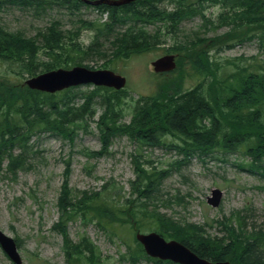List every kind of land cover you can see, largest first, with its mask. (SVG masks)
Returning a JSON list of instances; mask_svg holds the SVG:
<instances>
[{
  "label": "rangeland",
  "instance_id": "1",
  "mask_svg": "<svg viewBox=\"0 0 264 264\" xmlns=\"http://www.w3.org/2000/svg\"><path fill=\"white\" fill-rule=\"evenodd\" d=\"M172 2L164 0L158 5L160 9L172 11L175 8ZM0 5V25L8 32L32 38L38 31L57 22L64 34L63 44L69 46H89L98 33L91 24L97 26V22L105 20V16H100L90 6L72 9L71 4L62 6L55 0L43 6L12 0H6L4 4L0 2ZM204 6V19L200 16L187 18L178 25L176 33L167 34L170 25L166 22L147 26L149 33H160L158 43L146 52L117 58L110 43L112 38L100 36L95 45L97 50L103 51L83 54L85 57L79 65L113 69L126 77L128 97L120 104L124 109L122 122L128 123L131 119L128 106L139 97L155 93L162 83H181L182 89H186L198 82L199 78L193 74L185 54H179L184 58L182 67L166 74H154L149 65L159 56L167 54L166 49L184 43L182 40L185 38L202 40L199 46L207 45L206 49H212V55L228 69L230 62L242 65L255 59L264 64V26L234 27L237 36L228 35L232 25L223 23L221 16L227 14L225 18L229 20L232 11L222 8L219 3H206ZM55 51L60 53L57 48ZM39 57L44 61L48 59L41 51ZM66 57L69 58L67 54L62 55L61 68L73 65L70 60L64 62ZM6 74L14 77L12 70L0 63V79ZM27 79L13 78L22 83ZM93 90L92 86L83 85L55 98L61 99L59 107L67 101L68 105L77 106ZM100 101L99 96L94 97L95 115L92 118L85 117L71 127L72 140L48 131L36 133L29 140L25 166L18 170L15 177L0 175V231L18 243L22 264H70L66 260L64 237L53 228L60 215L57 203L64 186L73 202L79 203L92 194H98L101 199H108L107 202L117 210H122L126 217L124 223L112 220L108 230L101 228L97 219L90 220L81 214H75L66 224L67 238L76 244L82 237H87L98 248L102 264H153L142 258L135 263L129 257L121 260V255L126 252V245L121 241L137 250L138 242L132 240L135 231L157 232L154 229L160 227L158 217L176 225H205L207 234L220 237L227 233L225 225L242 231L235 218L238 212L247 224V232L254 229L253 226L254 230L264 233V162L258 171H250L247 167L241 169L238 165L248 164L251 158L241 152L222 149L184 160L175 150L162 145L139 148L138 143L125 136L113 137L106 153L100 155L102 144L96 126L102 112ZM172 140L168 137L165 142L169 144ZM135 157L140 162L150 161V166L165 172L157 191L148 200L139 201L132 194ZM214 188L223 192L217 208L206 201ZM216 220L222 221L221 225L213 222ZM206 223L212 225L208 227ZM109 234L115 236L110 238ZM262 247L264 251V243ZM0 264H14L1 248Z\"/></svg>",
  "mask_w": 264,
  "mask_h": 264
},
{
  "label": "trees",
  "instance_id": "2",
  "mask_svg": "<svg viewBox=\"0 0 264 264\" xmlns=\"http://www.w3.org/2000/svg\"><path fill=\"white\" fill-rule=\"evenodd\" d=\"M12 1L43 6L51 0ZM55 1L62 6L71 4L72 9L89 6L77 0ZM161 1L164 0H136L119 7L104 4L93 7L100 16H105V20L97 22V26L91 24L98 33L95 40L86 47L83 44L64 45V34L59 30L57 22L38 31L32 38L21 33L8 32L0 25V63L6 64L14 74V77L6 74L0 79V175L15 177L18 170L25 166L28 143L36 133L48 131L72 140L71 127L85 117L92 118L95 115V96L100 97L99 105L102 108L96 123L102 144L100 155L106 153L113 137L125 136L138 143L139 148L162 145L169 150H175L184 160L193 155L205 156L217 149L241 152L251 158L248 164L238 165L241 169L247 167L250 171H258L262 168L264 64L255 59L242 65L230 62L227 64L228 67L231 66L228 69L212 55V49H206L207 45L199 46L202 40L191 41L190 38H185L182 40L184 43L166 49V52L178 55V68L184 62L179 54L187 56L193 74L199 78L198 82L186 89H182L181 83H162L155 93L139 97L134 104L128 106L131 113L128 123L121 121L124 109L120 104L128 97L125 90L95 87L93 92L85 95L80 105H68L67 101L63 107H59L61 99H56V95H67L75 88L48 94L32 90L24 84L23 86L21 81L13 80L32 77L60 67L63 54L69 56L63 59L64 62L70 60L73 65L81 64L82 57H85L83 54L103 51L97 50L95 45L100 36L112 38L110 43L117 58L146 52L158 43L160 33H149L147 26L166 22L171 24L167 34L176 33L183 20L193 16L204 19L206 3H219L222 8L232 11L229 20L225 18L227 14L221 16L223 23L232 25L228 35L236 37L235 28H244L247 25L264 26V0H171L175 4L172 11L160 9L158 2ZM0 2L4 4L6 0ZM69 47L71 48L68 49ZM40 51L48 58L47 61L40 59ZM70 95L65 98L68 99ZM168 137L174 140L166 144ZM133 163L135 178L131 182L132 194L139 201L148 200L157 191L165 172L150 166V161L140 162L136 157ZM68 197L69 193L64 186L57 203L60 215L53 227L64 237L67 263L102 264L98 248L87 237H82L76 244L67 238L66 224L75 214H81L90 220L97 219L98 225L108 230L112 220L124 223L126 217L122 210H117L107 202L108 199H101L98 194H92L79 203ZM127 202L131 203L129 200ZM103 204L106 206L102 207ZM153 208L158 209L157 206ZM235 218L242 231H235L225 225L227 233L220 237L207 234L205 225H176L160 217L157 218L160 227L154 231L165 238L180 241L197 255L210 261L264 264V233L254 230L253 226L254 229L247 232V224L243 222L240 213L237 212ZM213 222L221 225L222 221ZM211 225L212 223H206L208 227ZM163 227L165 229L161 230ZM113 236L115 235L109 234L110 238ZM121 242L126 245V252L121 255V260L129 257L132 263L141 258L153 264L170 263L147 257L139 243L138 249L133 250L131 244Z\"/></svg>",
  "mask_w": 264,
  "mask_h": 264
},
{
  "label": "water",
  "instance_id": "3",
  "mask_svg": "<svg viewBox=\"0 0 264 264\" xmlns=\"http://www.w3.org/2000/svg\"><path fill=\"white\" fill-rule=\"evenodd\" d=\"M81 2L99 5L119 6L130 3L134 0H79ZM155 72L170 71L175 68L174 56L166 55L151 63ZM126 80L123 76L109 70H89L84 67H73L71 69H57L45 72L27 79L23 84L32 90L54 93L63 89L93 84L106 86L114 89H121L125 86ZM222 192L219 189H212L207 203L217 207L221 201ZM136 240L143 246L145 253L160 260H170L178 264H231L229 262H212L197 256L186 246L177 241H166L158 234L151 232L142 234L137 232ZM0 247L6 255L15 263L21 264V258L17 251L15 241L0 231Z\"/></svg>",
  "mask_w": 264,
  "mask_h": 264
},
{
  "label": "bare ground",
  "instance_id": "4",
  "mask_svg": "<svg viewBox=\"0 0 264 264\" xmlns=\"http://www.w3.org/2000/svg\"><path fill=\"white\" fill-rule=\"evenodd\" d=\"M89 1H95V0H89ZM134 1H136V0H134ZM134 1H132V2H134ZM132 2H130V3H132ZM82 3H84V2H82ZM130 3H127V4H123V5H119V6H124V5H128V4H130ZM85 5H89V6H91V7H95V6H100V5H102V4H99V5H91V4H87V3H84ZM105 5V4H104ZM107 6H109V5H107ZM119 6H110V7H119ZM1 8V7H0ZM112 9V8H111ZM164 9V8H163ZM170 9V8H169ZM176 13H177V11H175ZM111 13V12H110ZM170 16V15H169ZM171 25V24H170ZM127 29V28H126ZM100 33V32H99ZM26 81V80H25ZM24 81V82H25ZM218 85V84H217ZM174 91V90H173ZM175 93V92H174ZM163 98V97H162ZM62 103V102H61ZM182 107V106H181ZM188 108V107H187ZM201 110V109H200ZM188 112V111H187ZM229 113V112H228ZM201 114V113H200ZM192 120V119H191ZM201 120V119H200ZM245 122V121H244ZM195 135V134H194ZM257 166V165H256ZM147 196V195H146ZM90 197V196H89ZM209 197V196H208ZM207 197V198H208ZM207 198H206V201H207ZM88 199V198H87ZM184 222V221H183ZM173 225V224H172ZM178 225V224H177ZM185 228H186V226H185ZM85 247V246H84Z\"/></svg>",
  "mask_w": 264,
  "mask_h": 264
}]
</instances>
